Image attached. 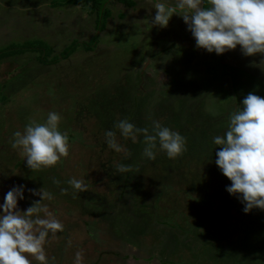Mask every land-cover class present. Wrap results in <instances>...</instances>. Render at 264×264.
I'll use <instances>...</instances> for the list:
<instances>
[{
  "label": "rangeland",
  "instance_id": "rangeland-1",
  "mask_svg": "<svg viewBox=\"0 0 264 264\" xmlns=\"http://www.w3.org/2000/svg\"><path fill=\"white\" fill-rule=\"evenodd\" d=\"M73 1L0 0V205L14 186L25 188L21 212L40 201L29 190L51 194L43 205L64 230L46 239L48 264H75L78 251L81 264H264V211L246 214L226 191L213 142L248 93L264 98V57L197 49L177 15L153 26L158 0H114L102 12ZM49 112L69 155L31 171L14 133ZM123 119L179 132L184 152L169 159L157 147L148 160L142 136L133 143L114 127ZM107 130L126 151L107 147ZM72 178L88 191L74 197Z\"/></svg>",
  "mask_w": 264,
  "mask_h": 264
},
{
  "label": "clouds",
  "instance_id": "clouds-1",
  "mask_svg": "<svg viewBox=\"0 0 264 264\" xmlns=\"http://www.w3.org/2000/svg\"><path fill=\"white\" fill-rule=\"evenodd\" d=\"M175 0L169 5L163 0L154 3L155 16L152 25L166 28L170 19L181 17L195 40L197 49L207 53L223 55L239 46L242 55L264 57V0ZM264 68V59L260 62ZM61 117L49 112L46 122L30 121L23 133H14L13 149H19L26 158L31 171H39L57 165L69 155V137L59 130ZM114 127L120 136L137 142L143 137L146 147L143 156L155 161L157 147L169 159H176L185 150V138L177 131L152 122V129L138 128L127 119L118 121ZM107 147L115 152L126 149L117 142L116 132H105ZM216 151L215 163L221 173L231 181L226 191L240 199L247 214L253 209L264 211V98L253 92L242 101V109L230 114L228 130L224 135L213 137ZM119 173L134 171L131 165L116 166ZM138 170V169H136ZM59 183L58 181H54ZM68 184L76 193L88 191L83 179L72 178ZM23 185L14 186L0 205V264H31L29 257L48 264L44 249L46 239L54 238L64 230L63 224L43 205L45 199H52L50 193L40 189L29 190L39 196L40 201L21 212L18 201L24 199ZM67 194V189H62ZM45 218L40 217V213ZM82 254H75V264H81Z\"/></svg>",
  "mask_w": 264,
  "mask_h": 264
},
{
  "label": "trees",
  "instance_id": "trees-1",
  "mask_svg": "<svg viewBox=\"0 0 264 264\" xmlns=\"http://www.w3.org/2000/svg\"><path fill=\"white\" fill-rule=\"evenodd\" d=\"M112 1H114V0H74L73 2L74 3H85V2H87V3L91 4V7L93 9H96V7H97V9L101 10V12H102V9L105 10L107 4H109ZM115 1H121V0H115ZM73 49H74V45H72L71 47L67 48V50L65 51V54H69V56H70L71 54H73L72 53ZM24 50H27V49L25 48ZM17 53H21V52H17ZM6 54H8V53H6V52L1 53L0 52V62H2L4 59H6ZM64 58H66V57H64ZM55 61H56V59H55Z\"/></svg>",
  "mask_w": 264,
  "mask_h": 264
}]
</instances>
